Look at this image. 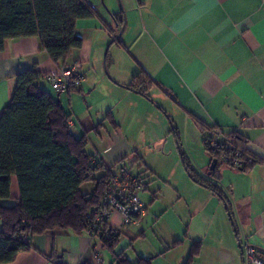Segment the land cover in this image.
<instances>
[{"label": "crops", "instance_id": "crops-1", "mask_svg": "<svg viewBox=\"0 0 264 264\" xmlns=\"http://www.w3.org/2000/svg\"><path fill=\"white\" fill-rule=\"evenodd\" d=\"M119 2L88 0L97 16L76 22L82 42L66 65L80 63L85 80L61 92L43 77L39 85L61 100L71 132H87L86 151L111 173L126 159L130 168L136 165L131 171L141 181L144 212L129 223L112 214V250L86 231L57 228L32 236L29 249L3 264H116V256L129 264L141 258L147 264H251L243 258L244 244L264 264V0ZM32 67L43 74L58 69L37 37L7 40L0 51V113L15 75ZM140 70L152 81L147 95L129 87ZM106 112L116 126L104 119ZM166 116L171 131L164 128ZM215 131L263 160L247 169L220 163L210 173L203 143ZM170 140L184 170L174 183L177 193H155L151 181L165 173L140 151L157 150L155 160L166 161ZM185 162L220 193L193 180ZM10 193L2 203L19 195L15 176ZM195 242L198 252L188 258Z\"/></svg>", "mask_w": 264, "mask_h": 264}, {"label": "trees", "instance_id": "trees-1", "mask_svg": "<svg viewBox=\"0 0 264 264\" xmlns=\"http://www.w3.org/2000/svg\"><path fill=\"white\" fill-rule=\"evenodd\" d=\"M95 16L93 7L83 0H0V51L7 40L34 36L41 51L58 69L67 67L71 65H66L67 58L82 42L75 31L76 22ZM44 74L36 67L17 73L10 101L0 113V264L12 262L18 252L29 249L34 235L57 228L75 234L87 232L99 209L105 180L113 174L86 151L87 132L78 136L71 132L70 115L61 100L39 85ZM151 84L140 70L129 87L147 95ZM104 119L116 126L109 112ZM211 136L204 139L206 151L205 143ZM234 141L230 140L251 158L242 169L263 160L251 154L243 143ZM218 164L216 160L214 170ZM185 168L193 180L220 193L216 184L192 173L186 162ZM13 176L19 195L11 204L2 203L11 199ZM85 183H91V191L81 190ZM108 223L100 221L91 232L112 250L117 232ZM198 248L199 243L195 242L188 258ZM115 262L129 264L122 256H116ZM147 263L142 258L137 261ZM57 264L63 263L59 259Z\"/></svg>", "mask_w": 264, "mask_h": 264}, {"label": "built area", "instance_id": "built-area-1", "mask_svg": "<svg viewBox=\"0 0 264 264\" xmlns=\"http://www.w3.org/2000/svg\"><path fill=\"white\" fill-rule=\"evenodd\" d=\"M83 1L88 2V0ZM43 78L53 90L61 92L77 88L85 80V74L80 63H73L67 67L45 73ZM205 147L219 163L235 169H242L246 163L251 162V158L244 156L243 150L233 145L221 131H215L206 141ZM104 187L99 209L95 211L94 221L87 231L92 237L94 236L91 230L97 228L96 225L102 220L109 222L114 212L121 215L123 223L131 222L135 216L144 212L138 195L140 184L130 167L121 166L116 173L105 180ZM242 249L245 261L251 264H263V261L257 257L255 248L244 244Z\"/></svg>", "mask_w": 264, "mask_h": 264}, {"label": "rangeland", "instance_id": "rangeland-1", "mask_svg": "<svg viewBox=\"0 0 264 264\" xmlns=\"http://www.w3.org/2000/svg\"><path fill=\"white\" fill-rule=\"evenodd\" d=\"M106 49V48H105ZM120 54V53H119ZM85 73V72H84ZM165 121L167 123V126L164 127L165 130L171 131L173 123L167 118V116L165 117ZM164 130V129H162ZM164 130V131H165ZM93 135H95L93 133ZM163 137L166 136V133H162ZM170 138L172 139L174 136V133L170 132L169 134ZM172 142L171 145H167L168 147L165 149V153L170 154V156L166 159V161H156L153 154L154 152H156L157 150H153V149H145V150H141L140 153L143 155V158L145 160V162H147L148 164H151L153 168H156V170L164 172L165 173V177H153V181H151V186L152 187H156V191L155 193H163V194H167V193H177L176 189L174 187V183L177 180V178L179 177V175H181V171L184 170L183 166H181L180 162L175 160V158L178 157L179 155V149L177 148V145L175 144L174 140H170ZM169 143V144H170ZM125 166L130 167L129 166V160L126 159L125 160ZM131 168H133L134 170L136 169V165L132 166ZM186 173V172H185ZM187 175V174H186ZM138 178V184H140V189H141V181L138 175H136ZM91 187V183H85L83 184V186L81 187V190L83 191H87L89 190ZM139 189V191H140ZM138 191V193H139ZM140 198V197H139ZM141 200V199H140Z\"/></svg>", "mask_w": 264, "mask_h": 264}, {"label": "water", "instance_id": "water-1", "mask_svg": "<svg viewBox=\"0 0 264 264\" xmlns=\"http://www.w3.org/2000/svg\"><path fill=\"white\" fill-rule=\"evenodd\" d=\"M118 2H119V0H118ZM119 3H120V2H119ZM122 29H123V25H122ZM122 29H121V31H122ZM121 31L118 33L117 36H119V35L121 34ZM215 163H216V160L214 159V160L211 162V165L209 166V172H210V173L214 170V168H215ZM251 247H252V246H251Z\"/></svg>", "mask_w": 264, "mask_h": 264}]
</instances>
